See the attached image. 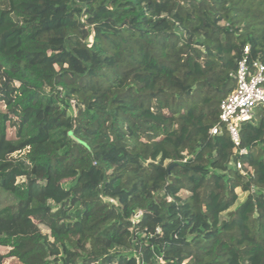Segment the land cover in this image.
<instances>
[{
    "label": "trees",
    "instance_id": "16d2710c",
    "mask_svg": "<svg viewBox=\"0 0 264 264\" xmlns=\"http://www.w3.org/2000/svg\"><path fill=\"white\" fill-rule=\"evenodd\" d=\"M247 45L264 0H0V264H264V111L211 133Z\"/></svg>",
    "mask_w": 264,
    "mask_h": 264
},
{
    "label": "built area",
    "instance_id": "2783aa9c",
    "mask_svg": "<svg viewBox=\"0 0 264 264\" xmlns=\"http://www.w3.org/2000/svg\"><path fill=\"white\" fill-rule=\"evenodd\" d=\"M244 52L245 56L239 61L237 72L233 75L235 88L220 103V124L211 129L212 134L227 131L237 146L241 143V123L251 121L257 107L264 111V62L248 56L249 45ZM241 152H245V149H241ZM237 166L240 168L241 163Z\"/></svg>",
    "mask_w": 264,
    "mask_h": 264
},
{
    "label": "rangeland",
    "instance_id": "374dc122",
    "mask_svg": "<svg viewBox=\"0 0 264 264\" xmlns=\"http://www.w3.org/2000/svg\"><path fill=\"white\" fill-rule=\"evenodd\" d=\"M5 94H6L5 88H0V111L5 109V104L3 102V100H5ZM70 112L75 113V107L74 106L70 109ZM135 144L138 145L139 142L135 141ZM239 196H240L239 201H242L245 198L246 193L240 192ZM12 202H13V197L11 195H9L5 192H0V207L6 205L8 203H12ZM70 236L72 238H75V239L79 238V236L77 234H74V233H70ZM1 250L3 252H5V251H7V248L2 247ZM17 262H18V260L16 258H8L5 260V264H15Z\"/></svg>",
    "mask_w": 264,
    "mask_h": 264
}]
</instances>
